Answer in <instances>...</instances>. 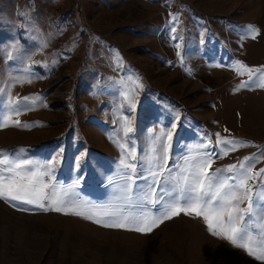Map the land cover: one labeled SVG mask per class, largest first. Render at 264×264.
Returning <instances> with one entry per match:
<instances>
[{"label": "rangeland", "instance_id": "obj_1", "mask_svg": "<svg viewBox=\"0 0 264 264\" xmlns=\"http://www.w3.org/2000/svg\"><path fill=\"white\" fill-rule=\"evenodd\" d=\"M237 61L264 68V0H0V89L41 97L43 105L12 116L43 126L0 128V149L25 148L27 158L48 160L62 148L51 182L63 195L79 178L68 196L95 205L112 201L121 183L118 145L138 159L152 155L155 138L172 124L173 171L194 145L219 154L217 134L251 142L213 156L212 169L237 164L264 150V88L238 87L249 76L238 74ZM41 87L52 92L48 100ZM260 169L264 158L253 172ZM0 264L264 262L183 212L141 233L0 199Z\"/></svg>", "mask_w": 264, "mask_h": 264}, {"label": "snow or ice", "instance_id": "obj_2", "mask_svg": "<svg viewBox=\"0 0 264 264\" xmlns=\"http://www.w3.org/2000/svg\"><path fill=\"white\" fill-rule=\"evenodd\" d=\"M248 31L253 38L258 33L253 25L248 26ZM116 59L117 63H122L118 52ZM236 63L239 65L236 69L238 74L247 72L249 76V80L238 87L264 88V68H247L239 61ZM0 92L5 90L0 89ZM5 94L7 102L0 111V128L43 126L12 119L13 115L19 116L24 111L32 110L38 100L43 106L41 97L20 98L12 97L10 92ZM129 103L134 109L135 103L131 100ZM175 128L176 125L172 124V130ZM124 130L125 133L133 131L130 120H125ZM172 130L162 129L150 149L152 155L139 159L134 150L118 145L124 150L120 161L121 183L115 187L116 194L106 205L81 204L69 197V191L74 192L79 187V178L61 195L62 186L51 181L61 164L62 148L48 160L27 158L25 148L0 149V199L13 206L30 205L44 211L71 213L94 220L104 227L141 233L151 232L165 220L183 212L202 218L213 235L244 249L257 261L264 262V169L253 172L255 163L264 158V150L259 155L245 157L237 164L213 170V156H226L230 151L251 143L220 138L217 134V144L223 145L219 154L199 151L208 149V144L194 145L190 149L193 154L185 157L182 165L174 166L176 171H173L168 166ZM82 159L80 157L76 161L77 170ZM140 180L144 181L143 185L137 183ZM153 208L156 209L155 213L152 212Z\"/></svg>", "mask_w": 264, "mask_h": 264}, {"label": "trees", "instance_id": "obj_3", "mask_svg": "<svg viewBox=\"0 0 264 264\" xmlns=\"http://www.w3.org/2000/svg\"><path fill=\"white\" fill-rule=\"evenodd\" d=\"M55 75H56V71H54L53 73L51 72L50 75L47 77L46 81L42 83V85L46 84V83L50 82L52 79H54ZM41 89L43 91V94L47 97V100H48V97L52 96V94H51L52 92L47 87L46 88L45 87H41Z\"/></svg>", "mask_w": 264, "mask_h": 264}]
</instances>
